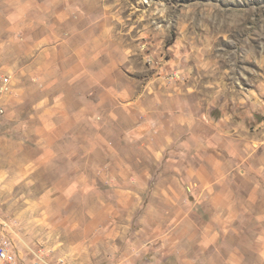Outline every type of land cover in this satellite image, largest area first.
Instances as JSON below:
<instances>
[{
  "label": "clouds",
  "instance_id": "clouds-1",
  "mask_svg": "<svg viewBox=\"0 0 264 264\" xmlns=\"http://www.w3.org/2000/svg\"><path fill=\"white\" fill-rule=\"evenodd\" d=\"M0 264H264V0H0Z\"/></svg>",
  "mask_w": 264,
  "mask_h": 264
}]
</instances>
